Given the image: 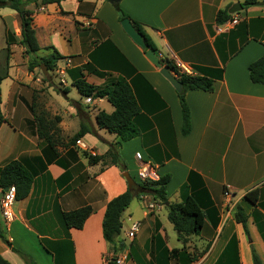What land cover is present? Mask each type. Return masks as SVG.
<instances>
[{"label":"crops","instance_id":"1","mask_svg":"<svg viewBox=\"0 0 264 264\" xmlns=\"http://www.w3.org/2000/svg\"><path fill=\"white\" fill-rule=\"evenodd\" d=\"M244 1H117L160 56L187 65L192 74L198 67L213 79L211 91L185 93L190 115L186 135L176 90L124 32L115 2L27 5L33 12L38 55L47 57L56 50L71 64L63 76L65 84L59 81L64 95L49 103L42 100L45 110H36L37 115L44 112L45 122H53L45 131L56 138L54 147L38 136L31 100L15 95L18 86L10 78L1 82L0 167L16 159L32 174L28 195L13 202V218L5 222L0 214V226L13 248L34 264H108L107 258L120 250L127 251L124 264H253L252 249L264 264V85L252 83L248 76V65L264 54V0L247 7ZM237 2L242 5L232 14L237 22L218 24L217 12H228ZM0 30L5 51L1 64L17 49L12 44L8 50L6 33L18 42L21 38L14 10L0 7ZM80 76L98 87L123 79L132 88L140 107L134 117L139 134L121 142V167L88 161V155H103L119 138L96 122L99 111L111 113L114 107L106 98L89 97L87 102L72 85ZM80 126L87 131L79 143L68 144ZM143 162L157 177L169 174L167 203L187 196L197 200L204 223L184 244L165 205L150 194L134 197L123 211L114 244L103 238L107 202L130 189L123 172L140 181ZM252 191L255 202L246 198ZM82 206L92 208L83 226L67 228L62 212ZM237 208L245 214V228L235 218ZM134 221H140V227L128 240L124 234ZM174 249L177 253L171 255ZM18 252L0 239L4 260L26 264Z\"/></svg>","mask_w":264,"mask_h":264},{"label":"trees","instance_id":"2","mask_svg":"<svg viewBox=\"0 0 264 264\" xmlns=\"http://www.w3.org/2000/svg\"><path fill=\"white\" fill-rule=\"evenodd\" d=\"M61 0H0V7H8L14 10L20 19V40L19 44L24 47L25 52L35 53L40 47L36 39L35 29L32 25V10L27 8L29 3L36 5H45L49 3H59ZM258 0H245L242 5L247 7L257 3ZM118 12L119 20L129 16L118 6V3H113ZM232 18V14H229L226 10H220L216 14L215 21L218 24H222ZM130 19V18H129ZM135 29L139 31L147 47L151 48L158 54L157 48L152 42L151 38L143 31L141 26L130 19ZM6 33V42L9 44L8 35ZM63 57L54 50L47 57L41 58V64H44L47 70L53 68ZM162 65L171 70L178 81L181 84L180 91L177 92V96L181 108L182 134L186 135L190 131V115L189 109L185 100V93L188 90H202L211 91L213 88V79L205 71L197 70V73H184L180 72L177 66L169 58H161ZM39 63V64H40ZM38 64V65H39ZM56 65V64H55ZM55 68V67H54ZM221 71L217 76H221ZM248 76L252 83L264 85V54L258 59L254 60L248 65ZM4 79L0 75V94H1V82ZM72 85L76 87L79 94L83 97L90 98H106L108 102L114 107L113 112L106 113L99 111L96 115V122L99 128H104L110 133H114L118 136L119 140L110 143L107 151L100 156L88 155V161L90 163H96L101 161L103 167L111 164L119 165L121 167L122 160L118 153V148L122 141H127L139 134V129L134 122V117L140 112V107L134 96L131 86L123 79H117L106 84L104 87H98L88 83L83 77L74 78ZM1 103V96H0ZM30 109L35 116V123L37 124L38 136L43 139L50 147H54L56 138L53 135H49L45 131L46 124L53 125L52 121L45 122L44 112L41 111L37 115V111L30 105ZM0 121H2V115L0 112ZM87 128L80 126L79 130L69 138V143H75L85 132ZM125 170V167L122 168ZM169 180V174L159 176L156 180L146 179L140 180L135 183L130 189H126L123 193L111 198L105 208V212L102 220V235L103 238L114 244L116 236L120 232L121 228V215L123 211L129 206L132 199L136 196H142L150 194L153 199L160 204L165 205L168 210L167 217L173 224L175 230L179 232V239L184 244L187 238L196 233L204 223V215L197 200L193 196L185 197L179 203H167L166 196V183ZM32 174L24 167V165L16 159L10 160L0 167V188L14 186L15 200L25 198L31 187ZM246 198L255 202V191L246 194ZM92 208L90 206H82L70 211L62 212V220L67 228H81L86 218L90 215ZM237 221L241 222L245 228V214L241 208H237L235 213ZM0 239L14 251L18 252L11 246L10 241L5 236V230L0 226ZM24 259L26 264H34V262L25 254L18 252ZM177 253V250H171L170 254ZM253 264H261L255 251L252 249ZM0 264H10L0 256Z\"/></svg>","mask_w":264,"mask_h":264},{"label":"rangeland","instance_id":"3","mask_svg":"<svg viewBox=\"0 0 264 264\" xmlns=\"http://www.w3.org/2000/svg\"><path fill=\"white\" fill-rule=\"evenodd\" d=\"M7 38L9 39L8 50L10 47L9 45L12 44H17V49L13 55H9L6 63L1 62L0 75L3 76L4 79L7 77L10 78L11 81L18 86V91L13 89V91L16 92L15 95L17 97H25L28 100H31L30 102L35 110H37L38 106L43 107L45 110V105L41 104L42 100H44L43 102L49 103L55 99L58 94L64 95L60 91V75L55 72L56 63L52 69H46L47 74H45L40 63L41 58H43L42 56H39L37 52L27 53L25 50L21 51L20 44L13 35L9 34ZM3 46L4 40L1 37L0 30V59L4 61L5 51L2 50ZM11 66L13 69L9 72ZM8 83L9 81L7 80L2 85L4 97H6ZM68 87L73 90L72 92H75L70 83H68ZM67 140H69V138Z\"/></svg>","mask_w":264,"mask_h":264},{"label":"built area","instance_id":"4","mask_svg":"<svg viewBox=\"0 0 264 264\" xmlns=\"http://www.w3.org/2000/svg\"><path fill=\"white\" fill-rule=\"evenodd\" d=\"M236 22L237 19L235 17H232L231 19L226 21V24H235ZM157 56L159 59L160 57L163 58L159 54H157ZM70 64L71 61L67 57L60 59L56 63L55 72L60 75V82L63 84H65L63 76L65 75L66 70L70 67ZM174 64L177 66L180 72L191 73V70L187 65L179 61L174 62ZM86 101L89 102L90 98L87 97ZM76 142L79 143V141ZM135 156L136 159L138 160L142 159L139 153H136ZM138 177L142 181L146 179L156 180L158 178L157 174L146 162H143L140 171L138 172ZM14 194H15L14 186H9L7 187L6 191L2 192V195L0 197V214L5 222H9L13 218L12 205L13 202L15 201ZM225 194H228V192H225ZM139 227H140V221H134L131 224V226L125 231L124 234L125 238L128 240H132L135 237L136 233L138 232ZM126 256H127V251L120 250V252H118L115 256L107 258L106 262L108 264H124Z\"/></svg>","mask_w":264,"mask_h":264},{"label":"water","instance_id":"5","mask_svg":"<svg viewBox=\"0 0 264 264\" xmlns=\"http://www.w3.org/2000/svg\"><path fill=\"white\" fill-rule=\"evenodd\" d=\"M110 2H117L119 0H109ZM264 4V2H262ZM242 9V5L237 2L231 5V7L228 9L229 14L236 13ZM120 25L124 32L131 38V40L139 46L143 52L144 56L148 59L150 63H152L154 66H156L159 69L160 74L168 80V82L174 87L176 91H180L181 89V84L176 78V76L172 73L171 70H169L166 66L162 65L160 59L158 58L156 52L152 50L151 48L147 47V44L145 43L142 34L137 31L132 24L131 20L127 17L123 18L120 20ZM41 68L44 71L45 74H47V70L45 68L44 64H41ZM123 176L125 180L127 181L128 188H131L135 182L133 179L130 177L128 172H123ZM7 187H4L0 191V197L2 195L3 191H6Z\"/></svg>","mask_w":264,"mask_h":264}]
</instances>
